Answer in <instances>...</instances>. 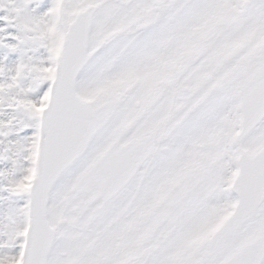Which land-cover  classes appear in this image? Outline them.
<instances>
[{
    "label": "snow or ice",
    "instance_id": "6c2138e0",
    "mask_svg": "<svg viewBox=\"0 0 264 264\" xmlns=\"http://www.w3.org/2000/svg\"><path fill=\"white\" fill-rule=\"evenodd\" d=\"M0 264H264V0H0Z\"/></svg>",
    "mask_w": 264,
    "mask_h": 264
}]
</instances>
